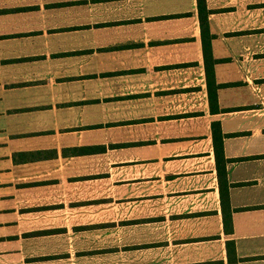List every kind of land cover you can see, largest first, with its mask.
<instances>
[{
  "label": "crops",
  "instance_id": "0c3cea01",
  "mask_svg": "<svg viewBox=\"0 0 264 264\" xmlns=\"http://www.w3.org/2000/svg\"><path fill=\"white\" fill-rule=\"evenodd\" d=\"M0 254L264 264V0H0Z\"/></svg>",
  "mask_w": 264,
  "mask_h": 264
},
{
  "label": "trees",
  "instance_id": "16d2710c",
  "mask_svg": "<svg viewBox=\"0 0 264 264\" xmlns=\"http://www.w3.org/2000/svg\"><path fill=\"white\" fill-rule=\"evenodd\" d=\"M216 129L217 126L214 125V145H215V154H216V160L219 165L221 161H224V150H223V142H224V137L220 133V136L218 137L216 135ZM220 174V179L223 177H226V171L224 169V172L221 170L219 171Z\"/></svg>",
  "mask_w": 264,
  "mask_h": 264
},
{
  "label": "rangeland",
  "instance_id": "374dc122",
  "mask_svg": "<svg viewBox=\"0 0 264 264\" xmlns=\"http://www.w3.org/2000/svg\"><path fill=\"white\" fill-rule=\"evenodd\" d=\"M0 264H14L12 260V255H2L0 254ZM17 264V262H15Z\"/></svg>",
  "mask_w": 264,
  "mask_h": 264
}]
</instances>
